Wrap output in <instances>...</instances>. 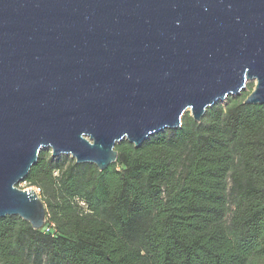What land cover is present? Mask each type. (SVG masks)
<instances>
[{"label": "water", "instance_id": "obj_1", "mask_svg": "<svg viewBox=\"0 0 264 264\" xmlns=\"http://www.w3.org/2000/svg\"><path fill=\"white\" fill-rule=\"evenodd\" d=\"M249 83L264 104V0H0V218L45 227L41 151L105 170Z\"/></svg>", "mask_w": 264, "mask_h": 264}, {"label": "trees", "instance_id": "obj_2", "mask_svg": "<svg viewBox=\"0 0 264 264\" xmlns=\"http://www.w3.org/2000/svg\"><path fill=\"white\" fill-rule=\"evenodd\" d=\"M189 112L180 128L116 146L107 169L41 151L22 182L41 229L0 218V264H264V104Z\"/></svg>", "mask_w": 264, "mask_h": 264}, {"label": "rangeland", "instance_id": "obj_3", "mask_svg": "<svg viewBox=\"0 0 264 264\" xmlns=\"http://www.w3.org/2000/svg\"><path fill=\"white\" fill-rule=\"evenodd\" d=\"M254 84V83H253ZM247 91V90H246ZM237 99H239V98H242L243 97V94L242 95H239V96H235ZM47 152H50L51 153V150H47ZM22 188H24L25 187V184L24 183H22L21 185H20Z\"/></svg>", "mask_w": 264, "mask_h": 264}, {"label": "built area", "instance_id": "obj_4", "mask_svg": "<svg viewBox=\"0 0 264 264\" xmlns=\"http://www.w3.org/2000/svg\"><path fill=\"white\" fill-rule=\"evenodd\" d=\"M25 188H28V187H25ZM37 191H38V193L40 194V190L38 189V188H36V187H34ZM46 222H47V219H46ZM46 225V224H45Z\"/></svg>", "mask_w": 264, "mask_h": 264}]
</instances>
